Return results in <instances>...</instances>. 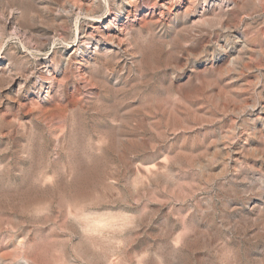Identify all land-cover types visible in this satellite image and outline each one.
Listing matches in <instances>:
<instances>
[{
  "label": "rangeland",
  "instance_id": "1",
  "mask_svg": "<svg viewBox=\"0 0 264 264\" xmlns=\"http://www.w3.org/2000/svg\"><path fill=\"white\" fill-rule=\"evenodd\" d=\"M86 1L0 0V255L264 264V3Z\"/></svg>",
  "mask_w": 264,
  "mask_h": 264
},
{
  "label": "bare ground",
  "instance_id": "2",
  "mask_svg": "<svg viewBox=\"0 0 264 264\" xmlns=\"http://www.w3.org/2000/svg\"><path fill=\"white\" fill-rule=\"evenodd\" d=\"M90 1L91 0H88L86 2L89 3ZM119 1L120 2H113V4L110 6V11L111 12L114 11L115 12V15H114V19H112L110 21V32L107 34V37H108V40L112 44L113 47L118 48V49H121L122 47H125V46H123L124 45V43H123L124 38L126 39L127 37H129V34H130L129 25L126 23V21L124 19L125 18H128L132 14V7L133 6L137 7V4L138 3H137V0H119ZM201 1H203L202 10L198 12L197 10H195V8H196V5L199 2V0H185V2L183 0V2L187 4L186 7H185V11H189L190 9L194 10V12L196 11L195 12L196 19H194V21H193L194 24H200V23L206 22L208 20V17L206 16L207 10L212 9L213 6H220L221 8H224V7L227 8L228 6L231 5V3H232V5H235L236 4V1H234V0H201ZM255 1L258 2V3H260V4L264 3V0H255ZM207 2H210L211 3V7L209 6L210 8L207 7V5H208ZM83 4H84V2H83ZM80 5H82V4H80ZM90 5H97V3H96L95 0H93V1H91V4ZM88 6H89V4H88ZM88 6H87V8H88ZM77 8L79 9V11H83V7L82 6H80V7L77 6V5L71 6V10H75ZM90 10L88 8V11H86V13L89 12ZM7 30H12L14 33L19 34L22 37L25 36L24 35V31L22 30V28L19 27V25L15 22L14 15L8 17L7 19H5L2 22V24H1V27H0L1 33L6 32ZM94 50H95L94 52H96L98 50V45L95 44ZM254 50L258 54H261V51L262 50H261V47L260 46L259 47L258 46L255 47ZM40 64L42 65V67L49 68V65H48V63H47L46 60L43 61ZM47 70H49V69H47ZM41 87L46 88L47 86H43L42 85ZM50 87H51V85L48 86V88H50ZM262 105L260 104V109H263V106ZM95 225L96 224H94V226ZM92 227H93V225H92ZM25 248H26V246H25L24 241L23 240H19L18 245H17L16 250H15V253L17 255H19L20 259L22 258L21 254L25 251ZM6 256H7L6 254L0 255V264H7L6 263L7 257ZM17 264H31V263H30L29 259H26L23 262H20L19 261V263H17Z\"/></svg>",
  "mask_w": 264,
  "mask_h": 264
}]
</instances>
